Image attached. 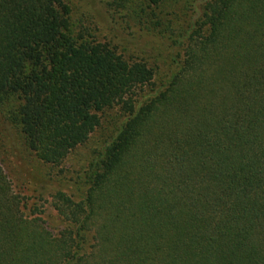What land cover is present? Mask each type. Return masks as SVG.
I'll return each instance as SVG.
<instances>
[{
	"label": "trees",
	"instance_id": "obj_1",
	"mask_svg": "<svg viewBox=\"0 0 264 264\" xmlns=\"http://www.w3.org/2000/svg\"><path fill=\"white\" fill-rule=\"evenodd\" d=\"M70 13L0 0V104L19 103L51 165L105 110L124 114L82 200L62 195L63 232L24 214L0 166V264H264V0H207L161 86L146 63L74 38Z\"/></svg>",
	"mask_w": 264,
	"mask_h": 264
},
{
	"label": "rangeland",
	"instance_id": "obj_2",
	"mask_svg": "<svg viewBox=\"0 0 264 264\" xmlns=\"http://www.w3.org/2000/svg\"><path fill=\"white\" fill-rule=\"evenodd\" d=\"M70 8L76 39L108 45L129 62H144L161 86L173 58L183 55V37L202 17L207 0H62ZM18 102L0 104V166L13 192L23 199V212L53 233L69 224L60 215L62 195L78 203L104 143L123 116L119 106L105 110L103 125L59 165L40 161L29 149L17 123ZM89 174V176H87ZM61 195V196H60Z\"/></svg>",
	"mask_w": 264,
	"mask_h": 264
}]
</instances>
